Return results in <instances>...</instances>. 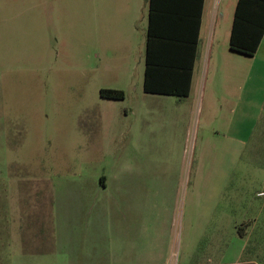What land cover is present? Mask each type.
<instances>
[{"label": "rangeland", "instance_id": "1", "mask_svg": "<svg viewBox=\"0 0 264 264\" xmlns=\"http://www.w3.org/2000/svg\"><path fill=\"white\" fill-rule=\"evenodd\" d=\"M236 3L207 0L180 102L144 91L149 0H0V264H29L19 182L97 174L136 179L167 264H264V52L229 49Z\"/></svg>", "mask_w": 264, "mask_h": 264}, {"label": "crops", "instance_id": "2", "mask_svg": "<svg viewBox=\"0 0 264 264\" xmlns=\"http://www.w3.org/2000/svg\"><path fill=\"white\" fill-rule=\"evenodd\" d=\"M213 17L214 12H207L205 0L198 54L206 22L209 24L207 50L210 56L214 51L216 15ZM220 49L221 46L216 51ZM260 50L264 52V39L257 54ZM196 64L197 59L195 67ZM25 183H18L22 210L19 234L22 235V256L29 264H40V258L41 264L44 261L50 264H167L165 230L160 225L153 230L146 214L149 203L144 199L135 201V178L129 175L99 178L97 174L30 182L27 187ZM1 207L0 204V220L4 217ZM49 221H52L53 233L48 242L54 241V250L34 252L35 245L43 241L40 236L45 232L43 224Z\"/></svg>", "mask_w": 264, "mask_h": 264}, {"label": "trees", "instance_id": "3", "mask_svg": "<svg viewBox=\"0 0 264 264\" xmlns=\"http://www.w3.org/2000/svg\"><path fill=\"white\" fill-rule=\"evenodd\" d=\"M205 0H149L144 91L148 94L189 96L198 54ZM264 39V0H238L230 50L255 56ZM106 99L125 93L102 90Z\"/></svg>", "mask_w": 264, "mask_h": 264}, {"label": "built area", "instance_id": "4", "mask_svg": "<svg viewBox=\"0 0 264 264\" xmlns=\"http://www.w3.org/2000/svg\"><path fill=\"white\" fill-rule=\"evenodd\" d=\"M258 197H264V191H262V192H260L259 194H258Z\"/></svg>", "mask_w": 264, "mask_h": 264}]
</instances>
